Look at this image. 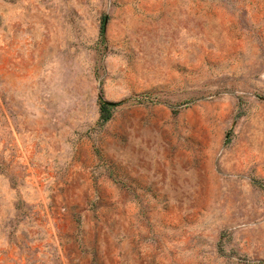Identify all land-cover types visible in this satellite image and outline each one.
<instances>
[{"label":"rangeland","instance_id":"374dc122","mask_svg":"<svg viewBox=\"0 0 264 264\" xmlns=\"http://www.w3.org/2000/svg\"><path fill=\"white\" fill-rule=\"evenodd\" d=\"M0 264H264V0H0Z\"/></svg>","mask_w":264,"mask_h":264},{"label":"trees","instance_id":"16d2710c","mask_svg":"<svg viewBox=\"0 0 264 264\" xmlns=\"http://www.w3.org/2000/svg\"><path fill=\"white\" fill-rule=\"evenodd\" d=\"M104 29L103 26H101L100 29V39H102V35H103ZM100 115H99V122L101 124H105L106 122H108L111 118V109L114 107L111 104H107L105 102H103L100 99Z\"/></svg>","mask_w":264,"mask_h":264},{"label":"water","instance_id":"95a60500","mask_svg":"<svg viewBox=\"0 0 264 264\" xmlns=\"http://www.w3.org/2000/svg\"><path fill=\"white\" fill-rule=\"evenodd\" d=\"M100 99H101V97H100ZM103 102H105V101H103ZM105 103H107V104H111V105H115L114 103H109V102H105Z\"/></svg>","mask_w":264,"mask_h":264}]
</instances>
